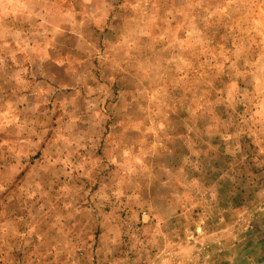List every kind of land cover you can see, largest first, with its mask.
<instances>
[{
  "label": "rangeland",
  "instance_id": "374dc122",
  "mask_svg": "<svg viewBox=\"0 0 264 264\" xmlns=\"http://www.w3.org/2000/svg\"><path fill=\"white\" fill-rule=\"evenodd\" d=\"M0 264H264V0H0Z\"/></svg>",
  "mask_w": 264,
  "mask_h": 264
}]
</instances>
